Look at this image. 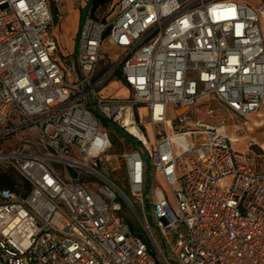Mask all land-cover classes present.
Instances as JSON below:
<instances>
[{"label": "built area", "instance_id": "2783aa9c", "mask_svg": "<svg viewBox=\"0 0 264 264\" xmlns=\"http://www.w3.org/2000/svg\"><path fill=\"white\" fill-rule=\"evenodd\" d=\"M65 2L0 0V174L30 185L0 188V264H264V171L245 136L264 104V3L117 0L105 22L84 16L63 60ZM106 40L122 54L104 70ZM109 80L131 96H104ZM211 100L244 121L234 135L195 119Z\"/></svg>", "mask_w": 264, "mask_h": 264}, {"label": "rangeland", "instance_id": "374dc122", "mask_svg": "<svg viewBox=\"0 0 264 264\" xmlns=\"http://www.w3.org/2000/svg\"><path fill=\"white\" fill-rule=\"evenodd\" d=\"M75 1L77 2V8L80 11V15L84 16L88 11H91L95 0H75ZM242 1L246 2V0H242ZM116 10H117V0H115L114 3H112V5L107 9V11H106V14L108 15L107 18L111 19L113 17V15H115ZM72 15L75 16L76 12L75 13H68L66 15V17H67L66 20H68V18L71 17ZM66 20L63 22L61 27L57 28V30H56V34L59 36V38L61 39L63 44H66L65 43V37H66V33H68V27L64 24L66 22ZM261 25H262V27L264 26V21H262ZM53 26H56V25H53ZM60 48H61V51L64 53V55H61V58L63 60L75 57L76 52H77V47H76L75 54H70L69 50L66 49V47L64 45H61ZM102 52L104 53V55L106 57V60L104 62V64H105L104 70L107 69V67L111 63H113L122 54V50L117 48V47H113L108 40H106L104 42ZM101 91H102L103 95L106 97L128 98L131 96V91L129 90V88L124 83L117 82L115 80H109L105 84V86H103L101 88ZM208 109L213 110V114L211 116H209L207 114ZM141 112H142V114L145 113L143 109H141ZM175 116H176L175 107L173 105H170L168 117L174 119ZM195 119H199L202 122H207L210 124H215V123L224 121V122H226V124L228 126V130L233 135L235 132L234 130H237L244 123V121L242 119L235 116V114L232 113L231 111L227 110L217 100H211V101L207 102L205 105H200L198 108H196L195 109ZM111 128H112L113 135H115L116 133L114 131H117V129H115V127H113L112 125H111ZM262 130L264 131V128ZM119 135L121 137H123L121 134H119ZM245 136L250 137L251 132L245 133ZM125 140L128 143L129 147L133 146V147L140 149L139 143L136 142L134 139H132L130 137H125ZM236 148L243 151L246 148L245 147V140L240 139V141L238 143H236ZM126 149L127 148L122 146L121 143H119V144L116 143L115 149L109 150L108 153H121ZM255 152L260 156V158H259L260 166L262 169H264V151L260 148H255ZM143 157L148 163L147 182H146L147 187L145 190V193L147 194L150 185L151 184L154 185L155 181H153L154 176L152 177V171H151L152 167L150 165V159L147 157V155L144 152H143ZM110 165L112 167H116L115 163H111ZM114 176H115V179H117L119 181L122 180V178L124 176L123 166L121 167L120 170L115 172ZM119 184H120V182H119ZM121 187L123 188V190L125 192H127V185L122 183V181H121ZM119 201L122 204V211L120 213L125 215L129 225L133 228L134 232L138 235H141L144 239H146V236H144V234H143L142 226H141L137 216L133 212V210L128 208L121 199ZM149 223L152 226H154V221L152 218L149 219Z\"/></svg>", "mask_w": 264, "mask_h": 264}, {"label": "crops", "instance_id": "0c3cea01", "mask_svg": "<svg viewBox=\"0 0 264 264\" xmlns=\"http://www.w3.org/2000/svg\"><path fill=\"white\" fill-rule=\"evenodd\" d=\"M246 3H248L252 7H257L258 5H260V3H264V0H246ZM61 11L63 15L62 19L56 26L52 27V33L57 37L60 47L61 45H64L66 49L69 50L70 54H75L82 16L80 15V11L77 8V2L75 0H66L65 4L61 8ZM75 12V16L72 15L68 18V20H66V15L68 13ZM65 20L66 22L64 24L68 27V33H66L65 37L66 44H63L59 36L56 34V30L57 28L61 27ZM262 21H264V18L262 19ZM262 31L264 36V26L262 27ZM249 128V132H251V136L249 138L254 142V150L255 148H260L264 151V147H262L264 145V131L262 130L264 128V104L256 114L249 118ZM259 158L260 156L258 155L259 168L261 171H264V169H262L260 166Z\"/></svg>", "mask_w": 264, "mask_h": 264}, {"label": "trees", "instance_id": "16d2710c", "mask_svg": "<svg viewBox=\"0 0 264 264\" xmlns=\"http://www.w3.org/2000/svg\"><path fill=\"white\" fill-rule=\"evenodd\" d=\"M114 1L115 0H95L91 11H88V12H90V15L94 19H96L98 21L105 22L107 17H108V15L106 14V11L112 5V3H114ZM52 13H53V17H54V25H57L58 24V21H57L58 12H57L56 8L52 9ZM84 16H82V20H83ZM109 127H111V126H109ZM113 127H115V126H113ZM115 129H117V128L115 127ZM122 134H124V137L132 138L131 136H128L125 133H122ZM21 185L30 188L29 183L25 179H23L20 175H18L15 171L7 170V171H4L3 173L0 174V188L8 189V190H11L14 192H18L20 189L19 187Z\"/></svg>", "mask_w": 264, "mask_h": 264}, {"label": "bare ground", "instance_id": "6f19581e", "mask_svg": "<svg viewBox=\"0 0 264 264\" xmlns=\"http://www.w3.org/2000/svg\"><path fill=\"white\" fill-rule=\"evenodd\" d=\"M136 134H138V131H136V130H133ZM141 137H143V135L142 134H139ZM233 138L234 139H236V141H238V139H237V137L236 136H233ZM262 147H264V145L262 146Z\"/></svg>", "mask_w": 264, "mask_h": 264}]
</instances>
